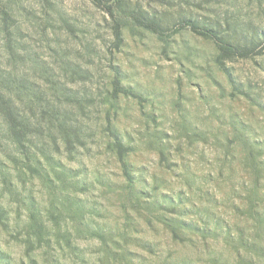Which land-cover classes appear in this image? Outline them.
I'll return each mask as SVG.
<instances>
[{
	"label": "rangeland",
	"instance_id": "rangeland-1",
	"mask_svg": "<svg viewBox=\"0 0 264 264\" xmlns=\"http://www.w3.org/2000/svg\"><path fill=\"white\" fill-rule=\"evenodd\" d=\"M0 264H264V0H0Z\"/></svg>",
	"mask_w": 264,
	"mask_h": 264
},
{
	"label": "trees",
	"instance_id": "trees-1",
	"mask_svg": "<svg viewBox=\"0 0 264 264\" xmlns=\"http://www.w3.org/2000/svg\"><path fill=\"white\" fill-rule=\"evenodd\" d=\"M191 25L193 26L192 27L193 31L195 33L199 34V35H202V36L210 38V39H212V38L218 39L219 38V36H213V31L212 30H200L201 28L198 25H196V24H191ZM204 31H206V32H204ZM220 43H222V42L220 41ZM220 47H221L223 53H232V52L235 51V48H232V46H223V45H221ZM117 85H120V84H117ZM118 90H119L120 93H124L126 95H130L128 93V91H126V90L123 92L120 87L118 88ZM124 173H125V176L128 179V181L130 183H132V179H131L127 164L124 165ZM133 184H134V182L131 184L132 187H133ZM146 204H147V207L149 209L150 208L155 209V208H157L160 205V202L151 201V202H147ZM168 226L170 227V230H171L174 238H179L180 237L181 230L185 231L186 229H189L188 224H186V222L182 221V220L178 221L177 224L176 223L175 224L168 223Z\"/></svg>",
	"mask_w": 264,
	"mask_h": 264
}]
</instances>
